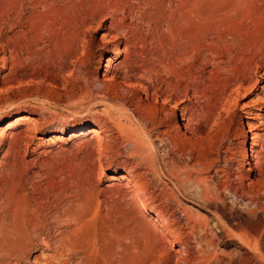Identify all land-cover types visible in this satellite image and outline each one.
I'll return each mask as SVG.
<instances>
[{"label":"rangeland","instance_id":"rangeland-1","mask_svg":"<svg viewBox=\"0 0 264 264\" xmlns=\"http://www.w3.org/2000/svg\"><path fill=\"white\" fill-rule=\"evenodd\" d=\"M100 9L130 27L127 64L116 66L108 89L96 69L125 40L104 47L93 22ZM240 73L256 86L238 97L226 89L225 97L224 86ZM262 86L264 0H0V127L29 118L0 138V264H93L97 252V264H241L242 245L226 227L260 239L264 250V212L249 219L220 191L222 203H207L199 185L207 179L216 189L217 170H230L244 112L264 113V104H252ZM144 87L161 93L164 115L177 104L189 129L211 98L230 101L223 115L229 141L209 155L210 170L196 166L188 142L173 149L167 127L168 136L139 128V143L121 132L128 119L111 91L130 107ZM88 127L99 129L104 154L97 138L71 137ZM189 131L179 133L189 138Z\"/></svg>","mask_w":264,"mask_h":264},{"label":"bare ground","instance_id":"bare-ground-1","mask_svg":"<svg viewBox=\"0 0 264 264\" xmlns=\"http://www.w3.org/2000/svg\"><path fill=\"white\" fill-rule=\"evenodd\" d=\"M116 15H117V12H116ZM108 20L110 22H108ZM94 21H97V23L99 21V23L96 25V27L100 28V30L103 32L100 40L105 42L104 43L105 48H108L107 46H109L113 42H117L120 39L125 40V44L123 45L122 49H121L120 45H114V47L112 49V51L114 52V57L109 58L105 61L106 64L104 65V69H102L103 65H101L100 62H99L98 67L96 69L98 76H100L102 78V83L99 85L103 88H107V87L109 88V86H111V84L115 81V78L117 76L116 75V72H117L116 66H118V65H124L125 66L127 64L126 61H127V54H128L129 47H128V43H126L128 41V40H126V37L128 35L126 30H128L127 28H130V27H128L127 25L125 26L124 20L122 17L119 18L115 15L111 16L108 13H106V11H104V10H101V11L97 12L96 15H94L93 22ZM132 36H130L129 40H131V39L133 40ZM120 58H122V60L117 62ZM113 61H116L117 63L114 65ZM3 69H4V67L2 66L1 70H3ZM256 70L259 71L260 68L257 67ZM146 71H147V69H146ZM125 73H126V71H125ZM245 75H243V74L241 75V73H240L234 79H232V81L229 80L230 83L228 85H225L223 88V91L222 92L220 91V92L222 94H224L226 89H227L228 91H230L231 95L238 97L241 94V91H244V93H245L251 87H255L256 81L255 82L253 81V77L252 76L248 77L247 75L246 76ZM123 80L127 83L128 89H132L134 87L132 85V83H130V81L126 79V76ZM248 84L250 87L247 88L246 85H248ZM138 85H140V84H138ZM153 92H155V90ZM153 92H151V90L147 87L142 88L141 89L142 99L140 101L136 102L134 105H131L130 107H132V109L129 110L130 107L127 106L126 102L124 103V101L122 100L120 95H118L117 91L116 90L111 91L112 103L122 113L121 114L119 112L118 114L123 115L126 118V120L128 119L127 123H124L120 126V128L122 129L121 132H124V134L127 133V135H130L132 137H135V136L138 137V135H136V134H137V132L140 133L139 128H141V130H142L141 132H144L146 135L148 133L156 131L157 134L166 136L169 132H172L174 134V136L172 138L167 137L166 141H169L171 143V145L173 146V149H176V147H178V146L180 147L184 144L186 145V143L188 142L191 150L195 153V155L193 154L195 156L193 158H194V161L196 163V166L200 167L201 170L204 172L206 170V168L208 169V164H206V162L208 161L209 155H212L214 152L218 151L219 145H224L225 142L229 141V135L225 131V129H226L225 128V125H226L225 122L226 121L223 118V115L225 113L229 115L230 112L228 111V109L232 106V104L230 103L229 100H228L229 102H227V103L231 104V105L229 104L230 107L227 103L223 104V102L226 99L225 94H224L225 97H224L223 102H221L222 97L220 98L216 95L217 98H214V99L211 98L212 100L209 101L210 102V104L208 105L209 107L207 109L205 108V110L201 111V115L200 116L197 115L198 118L194 119V120L198 121L197 122L198 125L193 129H189V127L191 125L188 127V124L186 123V121H184V119H185L184 115L183 114L180 115V121L176 115V111L178 110L177 104H175V103H174V105L169 104L168 105L169 108L166 111V115H164L162 108L166 106V103H165V106L163 105V107H162L161 103L158 105V99L160 97H162V96H160L161 93L159 95H154L155 93L153 94ZM260 95H261V97H259L258 100L256 99L257 100L256 102H252L253 105H255L257 103L258 104H264V86H262L260 88ZM219 96H222V95H219ZM230 97H232V96H230ZM151 99H153V102L149 103L148 100L151 101ZM168 99H169V97H168ZM165 102H167V101H165ZM170 102H172V101H170ZM179 111L181 112V110H179ZM244 115H245V121H240L239 126H238V135H237V138H238L237 147L238 148H237V152L235 154V158H233L232 161L230 162V165H231L230 170L229 171H226L225 169H218L217 170V172L219 173L218 176L221 179L218 188L213 189L216 186L211 188V186L208 185L207 179H202L200 182L199 181L198 182H199L201 191L203 193V198H204L205 202H207V203L219 202V204L222 203V201H221L219 195L216 193V191L224 192L231 198L234 206H236V207L240 206L241 208H243L244 212L246 213V216H249L248 218L251 219L250 217H253V218L259 217L258 215H260V214H262V212H264V208L260 205L261 202L264 201V157L259 155L264 150V113L259 114V113H253V112L249 111V112H244ZM225 116L226 115H224V117ZM124 117H122V118L124 119ZM28 120H29L28 117L21 115V116L14 118L12 121L6 122L4 125H2L0 127V138L3 137L12 128H14V126L19 121H26L27 122ZM176 121H178V123L180 122L179 123L180 126H177V125L173 126V122H176ZM167 123L170 125L167 126L166 125ZM163 127H167L171 131L166 133L165 130H161V128H163ZM226 127H228V126H226ZM181 129L185 133L188 130H190L189 131L191 133L190 137L189 138L186 137L184 132H183V135H181V133H179V131ZM64 132L65 131L60 130L56 133V135L64 134ZM86 135H90V138H93V137L97 138L96 143L98 144V148H97L98 153L102 154L105 149L101 145L99 129H97L96 127H88L87 129H82V130L71 132V137H73V138H77L80 136H86ZM139 137L136 139L137 143L140 142ZM142 138L144 140V135L142 136ZM134 140L135 139H133V141ZM149 140H150V138H149ZM229 158H228V160H229ZM209 160H210V158H209ZM241 162H243L242 165H241ZM209 163H210V161H209ZM209 165L211 166L212 164H209ZM192 166H195V165H192ZM228 167H229V164H228ZM208 170H210V169H208ZM117 179L119 181H124L126 183L124 186L125 189H127L129 191L131 190L132 187L129 185V183H127V179L123 175H120L119 177H117ZM211 180L212 179H210L209 181L211 182ZM133 196L135 197L136 195H132V197ZM136 204H139V202ZM262 222L264 223V221H262ZM263 223H261V224H263ZM218 224H219V222H218ZM255 226H257V225H255ZM261 227L262 228H259V227L258 228L260 231V235L263 236L264 235V224L261 225ZM194 228L195 229H201V230L208 229L207 226H201V225L195 226ZM241 228H243V227H241ZM224 229H226L231 235H233L234 238H236L242 245V248L240 249L241 250V253H240L241 264H263L262 260L257 258V255L264 257V250L261 249V244L259 243L260 239L258 241H254L255 240L254 239L253 240L254 243H252L251 240L253 238L251 239V238H249L250 236L249 237L246 236V233L249 235L248 232L245 231L246 232V233L244 232L245 235H243V233H241V232H243L242 230L244 228L241 230V232L238 230V232L241 233L242 235L236 234L237 229L235 227H234V229H230V227L229 228L226 227ZM254 229H252V230H254ZM245 230H246V228H245ZM255 232H257V231H255ZM256 236H259V235H256ZM99 251L102 252V250H99ZM182 252L185 253V249H184V251H182L181 248H177L175 250V253L178 255H181ZM97 253H96V255H97ZM102 253H105V251ZM102 253H101V255H103ZM94 254L95 253H93V264H97L96 263L97 257H94V256H96ZM226 264H231V260L229 259V261Z\"/></svg>","mask_w":264,"mask_h":264}]
</instances>
